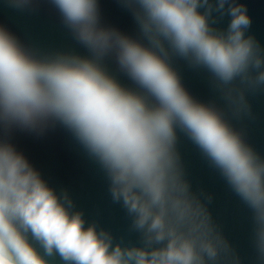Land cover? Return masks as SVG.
<instances>
[{
  "label": "clouds",
  "instance_id": "obj_1",
  "mask_svg": "<svg viewBox=\"0 0 264 264\" xmlns=\"http://www.w3.org/2000/svg\"><path fill=\"white\" fill-rule=\"evenodd\" d=\"M88 53L40 55L0 25V264H242L203 201L189 194L182 134L251 213L255 264H264V158L225 118L251 117L264 90V51L234 0H119L138 37L101 26L98 0H49ZM35 12L39 0H4ZM227 6V7H226ZM203 10V11H201ZM232 17L226 32L213 12ZM203 68L225 109L195 100L173 67ZM114 60L134 87L109 71ZM67 130L105 173L138 245L87 224L10 142L15 130ZM211 201V197H207Z\"/></svg>",
  "mask_w": 264,
  "mask_h": 264
},
{
  "label": "water",
  "instance_id": "obj_2",
  "mask_svg": "<svg viewBox=\"0 0 264 264\" xmlns=\"http://www.w3.org/2000/svg\"><path fill=\"white\" fill-rule=\"evenodd\" d=\"M234 3L243 4L251 20L245 36L253 37L264 51V0H234ZM98 4L101 26L138 37V27L132 14L119 0H98ZM36 9L35 12H21L9 8L4 0H0V25L40 55L55 52L88 55L64 27L58 10L49 0H39ZM231 19L226 11L224 14L213 12L210 25L217 32H226ZM107 66L119 83L134 87L119 72L114 60H109ZM173 67L181 78L182 86L195 100L225 109L224 101L213 87L207 70L192 68L179 58L174 60ZM246 95L251 105V117L237 119L226 111L225 118L235 130L243 133L246 142L264 158V90ZM10 142L58 196L67 192L74 203L73 210L82 212L87 224L96 223L99 228L110 232L117 242L140 243L139 234L131 230V217L120 204L113 203L105 173L71 133L58 125L50 127L42 135L15 130ZM177 147L185 169L184 179L189 184V194L204 202L214 223L238 252L242 264H255L250 211L196 146L182 134ZM207 197H211L210 202ZM54 264H61L59 258Z\"/></svg>",
  "mask_w": 264,
  "mask_h": 264
}]
</instances>
